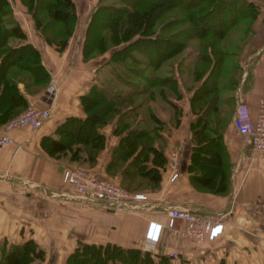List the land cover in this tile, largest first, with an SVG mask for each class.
<instances>
[{
    "label": "crops",
    "instance_id": "obj_1",
    "mask_svg": "<svg viewBox=\"0 0 264 264\" xmlns=\"http://www.w3.org/2000/svg\"><path fill=\"white\" fill-rule=\"evenodd\" d=\"M14 3L13 15L25 33L16 43L30 42L36 46L51 77L38 92H27L23 82L17 77L12 79L26 98L27 106L48 107L50 115L37 128L9 130L13 142L0 146V252L2 246L21 243L28 238L42 247H57L54 251L57 255L68 252L77 240L112 241L144 248L147 224L155 221L161 223L160 234L147 249L168 255L176 253L177 258L171 255L174 260L179 258L189 264H264V151H252L246 138L232 124L238 94L245 96L251 113L255 112L258 99L264 94V6L260 14L249 18L250 38L242 49L237 74L230 75L224 84L232 90L227 99L226 121L221 122L218 110L209 113V126L222 134L226 147L225 159L229 164L225 179L218 176L217 164L215 169L207 168L210 177L205 172L202 174L203 168L190 167L193 146L190 122L195 119V113L190 109V95L187 98L182 93L179 98L173 97L181 107L176 115L171 109L162 114L153 103L157 115L164 121L154 144L166 157L157 184L134 189L146 197L132 200L133 207L116 209L103 201L79 197L61 178L62 169L69 162L48 152L40 142L44 135L56 136V125L66 116L84 114L80 95L86 93L96 79L101 81L99 72L104 67H99L104 57L82 58L85 33L82 29L74 30L64 48L58 50L34 28L25 7L17 0ZM222 75L221 66L219 80ZM219 91L220 85L218 99ZM176 118L179 119L177 123ZM114 121L100 129L105 134V144L93 165L94 170L104 175L108 173L105 166L111 149L120 137L113 132ZM173 153L177 175L170 180ZM110 175L121 180L118 169ZM173 206L193 209L222 223V231L202 242L176 235L164 225L165 211ZM175 224L184 228L180 219ZM48 254L49 251L44 250L45 262H48ZM59 257L56 264H63L64 256Z\"/></svg>",
    "mask_w": 264,
    "mask_h": 264
},
{
    "label": "trees",
    "instance_id": "obj_2",
    "mask_svg": "<svg viewBox=\"0 0 264 264\" xmlns=\"http://www.w3.org/2000/svg\"><path fill=\"white\" fill-rule=\"evenodd\" d=\"M20 2L30 13L40 35L58 50L64 48L75 28L74 1ZM175 7L182 8L181 15L158 23L166 9ZM10 12V1L0 0V127L27 106L12 77L23 82L27 92L40 91L51 77L36 46L30 42H14L15 38H24L25 33L14 17H6ZM259 12V6L252 0H120V4L97 0L87 19L82 58L107 51L109 54L99 68L111 67L123 89H107L96 79L80 95L84 114L66 116L56 125V136L41 138L42 146L66 159L68 165H84L94 170L97 154L105 144V134L100 129L115 119L113 132L120 137L111 149L105 168L110 174L118 169L121 180L94 171L130 190L146 184L155 186L166 157L154 144L164 121L157 115L153 103L163 101L160 105L167 106L175 115L181 111L173 97L182 95L178 74L187 58L190 73L197 80L189 87H192L190 109L195 113V119L190 122L193 141L190 167L203 168V174L207 171L206 164L214 159L218 176L225 179L228 174L226 147L222 134L209 126V113L218 110V82L225 54L220 41L238 21L254 18ZM207 20L212 21L210 25L206 24ZM175 24L188 25L183 26L185 29H173L168 35L162 33ZM140 113H143L141 117ZM43 257L44 250L28 238L2 246L0 264H40ZM65 264L178 263L171 255L141 246L77 240L66 255ZM181 264L189 263L182 260Z\"/></svg>",
    "mask_w": 264,
    "mask_h": 264
},
{
    "label": "built area",
    "instance_id": "obj_3",
    "mask_svg": "<svg viewBox=\"0 0 264 264\" xmlns=\"http://www.w3.org/2000/svg\"><path fill=\"white\" fill-rule=\"evenodd\" d=\"M49 115L50 109L48 107L35 104L26 106L16 115L9 117L0 127V146L13 142L9 130L18 127L37 128L44 123ZM232 124L236 131L246 138L252 151H264V94L259 97L254 113L250 112L245 96L238 94ZM171 160L170 180L177 175L175 153L172 154ZM61 178L82 199L103 201L106 205L116 209L133 207L132 200L146 197L141 192L127 190L114 180L100 176L94 170L80 165L64 166ZM165 214L166 223L164 225L166 228L178 236L198 242L204 239H213L222 231V223L214 222L190 208L173 206L166 209ZM177 219L183 221V229L176 226ZM160 227L161 223L155 221H150L147 224L144 242L146 248H150L158 240ZM171 255L177 258L176 253ZM177 263L181 264L179 258Z\"/></svg>",
    "mask_w": 264,
    "mask_h": 264
},
{
    "label": "rangeland",
    "instance_id": "obj_4",
    "mask_svg": "<svg viewBox=\"0 0 264 264\" xmlns=\"http://www.w3.org/2000/svg\"><path fill=\"white\" fill-rule=\"evenodd\" d=\"M9 1L11 4V12L6 17H8V18L12 17L13 18L14 17L13 6L15 4L14 3L15 0H9ZM17 1L22 6L25 7V5L23 3H21L20 0H17ZM73 1H74V11H75V16H76L74 30L78 31L79 29L80 30L82 29L83 31H85L88 16L94 7V3L97 0H73ZM101 1L104 3L120 4V0H101ZM252 1L255 2V4H257L259 6L260 12H261V9L264 6V0H252ZM25 11L27 13H29L26 10V7H25ZM260 12H259V14H260ZM181 13H182V8H179V7H175L172 9H166V11L163 12V14H161V16L159 17L158 23L159 22L164 23L165 22L164 19H166V21H167V18L172 17V16L181 15ZM223 15H221V18L223 17ZM100 18L101 17L98 16V18L96 19V21L98 23H99ZM14 19H15V17H14ZM248 20H249V18H244V19L238 21L236 25H234L230 28V30H227L228 33L226 32L227 34L220 41V46L221 47L223 46L224 50L226 51L225 57L223 60V64H222L223 75L220 77V80H219L220 91H219V99H218V104H217L218 112L222 116L221 117L222 123L224 121H226V113H227L226 111H228V109H229L227 99H228V97H230L232 95L231 88L228 86H225L224 84L226 83V81L230 75H233V74L236 75L237 74V64L239 62L242 49L247 46L249 38H250V31L248 30V27H247ZM97 22L95 23V27H94L96 29H97V25H98ZM211 22H212L211 20H207L206 24L210 25ZM186 25H188V24H181L180 26L178 24H175L172 26H168L162 30V33L164 35H168L169 33H171V31L173 29H179L178 27H180L182 29V28H184L183 26H186ZM83 35H85V33ZM17 39L18 38H15L14 42H16ZM11 42H13V41L9 40V43H11ZM108 54L109 53L106 51L105 53L102 54V56L104 58H106L108 56ZM187 62H189V61L186 58L184 60V63L181 66V70H180L179 74L178 73L177 74L179 75V80H180V85H181L180 88H181V91L183 93V96H187V98H188V95H190L192 92V87L191 88H189V87L192 85H195L197 80L192 77V75L190 73V66L187 64ZM238 73H239V69H238ZM99 77L107 89H111V90H114L115 88L123 89V86L121 85L122 83L119 80L115 79L114 74H113V70L111 67L104 66V68H102L99 72ZM160 104H161L160 102H158V103L155 102V105L158 108L159 112H161L163 114L166 112V109H169V108H167V106L166 107L161 106L163 104H161V105ZM202 106L203 105H198V107H202ZM215 164H216L215 160L211 159L208 162V164H206V167L208 169H212V168L215 169L216 168V167H214ZM83 167H84V165H83ZM205 174H208L209 177L211 176V173L208 172V170H207V172H205ZM69 187H71V186H69ZM127 190H130V189H127ZM130 191L133 192V190H130ZM73 247L68 252L66 250L65 252H63V254L57 255V253L54 252V251H57V247H52V246L42 247V246H40V248H42L43 250L49 251V254L47 255L48 256V262L44 261L45 260L44 258L46 257V255H44L43 260L40 264H56L55 261H56V258L58 256H61V257H59V259H62L64 256V261H62V260L61 261L63 262V264H65L66 255L73 249ZM144 249H147V248L144 247ZM50 250H52V252H50ZM58 264H60V263L58 262Z\"/></svg>",
    "mask_w": 264,
    "mask_h": 264
}]
</instances>
